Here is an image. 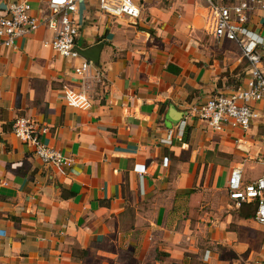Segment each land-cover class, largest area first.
<instances>
[{"label": "crops", "instance_id": "crops-1", "mask_svg": "<svg viewBox=\"0 0 264 264\" xmlns=\"http://www.w3.org/2000/svg\"><path fill=\"white\" fill-rule=\"evenodd\" d=\"M133 1L137 20L78 2L75 46L102 43L88 109L63 97L84 58L43 45L47 0H30L34 33L0 46V264H264L253 206L231 208L226 192L254 125L219 133L188 112L244 83L240 48L208 31L205 0ZM248 27L264 38L263 9ZM18 116L47 127L42 141L71 164H43L13 135Z\"/></svg>", "mask_w": 264, "mask_h": 264}, {"label": "built area", "instance_id": "built-area-1", "mask_svg": "<svg viewBox=\"0 0 264 264\" xmlns=\"http://www.w3.org/2000/svg\"><path fill=\"white\" fill-rule=\"evenodd\" d=\"M81 0H47L48 16L45 23L53 31V38L45 41L60 56L65 58L80 56L75 46L78 34V20L74 16ZM99 8L113 16H126L133 20L141 16V7L133 0H97ZM207 8V29L217 39H227L237 43L242 59L246 62V79L243 84L230 90L208 97L189 109L195 117L215 132L238 129L246 132L252 125L264 117V61L263 37L249 29L250 14L255 9L264 10V0H205ZM39 27L38 18L31 13L30 0H18L8 4L4 14L0 15V46L14 47L16 39L34 33ZM80 79V89L63 87V97L69 106L88 109L92 106L89 94L90 79L94 78L93 63L85 58L74 68ZM186 117L180 118L179 128L186 125ZM264 130V129H263ZM11 131L22 142L34 148L35 155L46 165L68 166L73 161L59 150L44 143L41 135L47 127L39 125L34 119L18 116L14 119ZM169 130L163 140L171 141ZM238 139L237 142H241ZM263 151L254 155L253 160L264 165V132L262 134ZM247 156V155H246ZM226 192L230 207L240 209L245 204L253 206L254 220L264 227V173L246 180L242 164L234 166L226 181Z\"/></svg>", "mask_w": 264, "mask_h": 264}, {"label": "rangeland", "instance_id": "rangeland-1", "mask_svg": "<svg viewBox=\"0 0 264 264\" xmlns=\"http://www.w3.org/2000/svg\"><path fill=\"white\" fill-rule=\"evenodd\" d=\"M262 53H263V61H264V50H262ZM243 71H244V67H241L240 68V74L241 75L243 74ZM253 125H254L253 129H252L253 132H249V134H248V138H249V140H251V144L248 143V141L246 143L242 142V144H241L242 147L240 149L238 148L240 150L239 151L240 154H238V156H240V158H237V161L244 163V173H245V176H247V177H249V176L250 177H256L262 171L261 170L262 169L261 163L260 162H259L260 164L257 163L255 160H253L252 157H254V155H256L257 153H260L263 151L262 133H263V129H264V117H260V120L256 121ZM255 130H256V134L254 133ZM244 138L246 139L247 135H245ZM263 173H264V171H263Z\"/></svg>", "mask_w": 264, "mask_h": 264}, {"label": "water", "instance_id": "water-1", "mask_svg": "<svg viewBox=\"0 0 264 264\" xmlns=\"http://www.w3.org/2000/svg\"><path fill=\"white\" fill-rule=\"evenodd\" d=\"M101 47H102V43H98L94 46L83 49L80 47H76V50L78 51L79 55L85 58L86 60H89L92 63H96L98 61V56ZM263 47H264V38H263ZM168 114L172 120H179V118L177 117L178 115L177 111L172 109L168 112Z\"/></svg>", "mask_w": 264, "mask_h": 264}, {"label": "trees", "instance_id": "trees-1", "mask_svg": "<svg viewBox=\"0 0 264 264\" xmlns=\"http://www.w3.org/2000/svg\"><path fill=\"white\" fill-rule=\"evenodd\" d=\"M261 49H264V48H261Z\"/></svg>", "mask_w": 264, "mask_h": 264}]
</instances>
